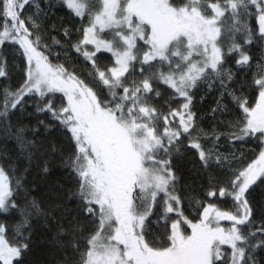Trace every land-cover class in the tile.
<instances>
[{
	"label": "snow or ice",
	"instance_id": "6c2138e0",
	"mask_svg": "<svg viewBox=\"0 0 264 264\" xmlns=\"http://www.w3.org/2000/svg\"><path fill=\"white\" fill-rule=\"evenodd\" d=\"M0 264H264V0H0Z\"/></svg>",
	"mask_w": 264,
	"mask_h": 264
},
{
	"label": "trees",
	"instance_id": "16d2710c",
	"mask_svg": "<svg viewBox=\"0 0 264 264\" xmlns=\"http://www.w3.org/2000/svg\"><path fill=\"white\" fill-rule=\"evenodd\" d=\"M5 151L9 153L14 152V145L11 141H8L7 144H5L4 141L0 139V153H3Z\"/></svg>",
	"mask_w": 264,
	"mask_h": 264
}]
</instances>
